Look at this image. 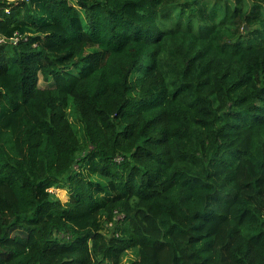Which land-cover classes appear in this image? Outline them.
Masks as SVG:
<instances>
[{
    "label": "trees",
    "instance_id": "16d2710c",
    "mask_svg": "<svg viewBox=\"0 0 264 264\" xmlns=\"http://www.w3.org/2000/svg\"><path fill=\"white\" fill-rule=\"evenodd\" d=\"M131 250L264 264V0H0V264Z\"/></svg>",
    "mask_w": 264,
    "mask_h": 264
},
{
    "label": "rangeland",
    "instance_id": "374dc122",
    "mask_svg": "<svg viewBox=\"0 0 264 264\" xmlns=\"http://www.w3.org/2000/svg\"><path fill=\"white\" fill-rule=\"evenodd\" d=\"M41 86L43 85L42 83H40ZM53 192V197L55 199H60L62 201H66L67 200V194L64 190H52ZM112 228V227H110ZM138 259V255L136 254V252L134 250H131V251H128L126 253V255L123 257V263L124 264H127L129 263L130 261H134V260H137Z\"/></svg>",
    "mask_w": 264,
    "mask_h": 264
}]
</instances>
